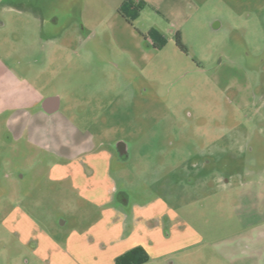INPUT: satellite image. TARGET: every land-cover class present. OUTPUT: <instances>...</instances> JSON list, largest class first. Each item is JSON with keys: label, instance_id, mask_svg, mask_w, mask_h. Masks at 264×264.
I'll return each instance as SVG.
<instances>
[{"label": "rangeland", "instance_id": "obj_1", "mask_svg": "<svg viewBox=\"0 0 264 264\" xmlns=\"http://www.w3.org/2000/svg\"><path fill=\"white\" fill-rule=\"evenodd\" d=\"M122 1L1 0L0 56L20 59L42 92L61 96L58 114L76 135L109 150L130 142V158L110 169L117 187L131 202L161 195L201 235L182 245L174 238L177 248L143 264H264V235L254 228L249 242L244 218L247 210L263 217L264 199L246 205L236 188L264 181V0H179L181 21L165 0H147L128 24ZM149 30L162 46L147 43ZM14 111L0 101V264H47L35 234L65 247L98 208L69 180L48 178L45 152L10 135ZM24 214L30 239L8 223Z\"/></svg>", "mask_w": 264, "mask_h": 264}, {"label": "crops", "instance_id": "obj_2", "mask_svg": "<svg viewBox=\"0 0 264 264\" xmlns=\"http://www.w3.org/2000/svg\"><path fill=\"white\" fill-rule=\"evenodd\" d=\"M165 1L166 11L181 21L185 14V5L181 4L179 0ZM197 1L203 2L204 0ZM118 16L121 15L118 13ZM120 18L122 22L128 24V21L122 16ZM177 31L181 37V29ZM0 68H2L1 65ZM2 74V70H0V79ZM16 115L13 120L8 122L14 127L9 128L12 129L13 136L16 130L17 133L19 131ZM14 137L18 138V134ZM77 141L84 142L82 138ZM78 153L79 151L75 149L71 153L73 160L69 165L57 167V177L71 176L72 186L89 205L97 206L98 215L85 226L82 233H79L77 228H73L66 239L65 247L54 242L44 231L36 233L35 251L39 252L47 264H66V262L115 264L116 256L134 246H142L150 258L159 257L177 248L180 242L182 245L186 239L190 240L201 236L196 228L185 218H182L161 195L149 196L142 201L131 202L130 195L125 190H120L111 176L107 157L89 154L85 163L82 164L77 162L80 157ZM236 188L238 199L241 198L244 203L247 201L246 205L255 200L263 203L264 181L243 180L236 185ZM247 212L245 214L248 215L244 217L248 220L245 223V233L247 240L254 242L257 238V233L251 232L254 228H258L259 235L261 233L264 235V216L260 218V214L263 213L258 211L256 213H253L254 211ZM255 215L259 217L258 220L253 219ZM23 217L20 215L14 218V221H8L9 227L20 238L25 236L30 239L31 235L26 233L27 229L25 228L27 216L24 214ZM174 238L178 244L171 246L169 242Z\"/></svg>", "mask_w": 264, "mask_h": 264}, {"label": "flooded vegetation", "instance_id": "obj_3", "mask_svg": "<svg viewBox=\"0 0 264 264\" xmlns=\"http://www.w3.org/2000/svg\"><path fill=\"white\" fill-rule=\"evenodd\" d=\"M3 24L4 22L0 19V25ZM41 39L44 42L49 41L48 37H41ZM147 43L154 46L153 41ZM38 60L39 58H35L34 62L36 63ZM21 64L20 59H17L13 64L0 56V65L2 66L0 70L3 73L0 79V101L10 105L16 111V119L19 122L18 139H23L36 150L43 151L46 156H49L48 178L57 182L63 180L72 182L69 175L57 177V167L69 165L73 160L71 153L75 149L79 151L78 163L84 164L89 154H99L101 157H107L109 169L111 167H115L117 170L121 169L124 166L123 163L131 156L130 142L124 139L116 140L109 150L102 147L104 144L102 140L94 142L95 140L90 137L89 133L85 137H81L79 134L73 133L70 126H63V123L68 124V120L58 114L61 96L56 93L45 94L42 92L41 87L26 76L28 72L22 70ZM33 71L37 75L40 74L37 69ZM11 118L14 119V116H9L7 123ZM8 132L14 137L10 130ZM79 138H82L84 142H78ZM252 149L248 144L246 150ZM201 159L204 168L211 164L209 158ZM262 174L264 175V169L260 170V175L262 176ZM197 176L199 178V173ZM196 178L191 177L189 181L194 182ZM118 195L120 194L118 193Z\"/></svg>", "mask_w": 264, "mask_h": 264}, {"label": "trees", "instance_id": "obj_4", "mask_svg": "<svg viewBox=\"0 0 264 264\" xmlns=\"http://www.w3.org/2000/svg\"><path fill=\"white\" fill-rule=\"evenodd\" d=\"M147 5L145 0H123L119 7L118 13L128 22L138 17L141 9ZM147 35L154 37L153 31L149 30ZM165 40L161 36L153 38L155 47H160ZM176 43L181 49H184L180 40V34L176 32ZM150 259L148 252L142 246H134L115 257V264H143Z\"/></svg>", "mask_w": 264, "mask_h": 264}]
</instances>
